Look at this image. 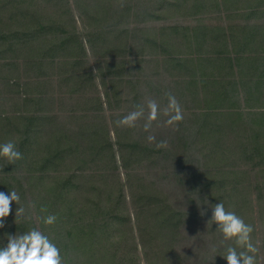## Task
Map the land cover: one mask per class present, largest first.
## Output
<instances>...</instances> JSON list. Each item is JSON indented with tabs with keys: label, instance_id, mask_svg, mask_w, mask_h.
Segmentation results:
<instances>
[{
	"label": "trees",
	"instance_id": "1",
	"mask_svg": "<svg viewBox=\"0 0 264 264\" xmlns=\"http://www.w3.org/2000/svg\"><path fill=\"white\" fill-rule=\"evenodd\" d=\"M139 7L140 0H0V143L15 141L23 155L13 165L0 158V191H17L38 213L20 219L21 229L5 219L0 246L30 222L68 264H227L212 259L211 247H223L207 222L223 201L254 226L264 264V0H172L177 13L233 10L245 20L184 33L160 26L159 36L182 38L177 49L153 33L131 43L141 35L129 24L161 19L159 7ZM138 46L162 56L154 62L167 82L184 73L161 85L184 113L171 129L163 115L150 132L143 120L115 125L143 104L126 67L142 70L144 52L131 54ZM150 134L167 147L149 143ZM49 214L57 220L45 226L40 218Z\"/></svg>",
	"mask_w": 264,
	"mask_h": 264
},
{
	"label": "clouds",
	"instance_id": "2",
	"mask_svg": "<svg viewBox=\"0 0 264 264\" xmlns=\"http://www.w3.org/2000/svg\"><path fill=\"white\" fill-rule=\"evenodd\" d=\"M166 97L167 104L163 108L156 99H148L145 104L136 105L134 110L115 121V125L135 128L137 122L143 120V131L150 132L153 122L163 115L166 117L163 126H177L184 119L183 109L174 94L166 93ZM147 141L156 143L155 135H148ZM156 146L166 148L167 141H159ZM0 158L6 160L7 164L13 165L21 160L23 155L15 141L7 140L0 143ZM13 202L19 205L20 195L17 191L12 190L8 194L0 191V228L4 227L5 218L12 213ZM211 208L212 214L207 222L217 226L216 231L221 236L223 247L222 254H215L217 253L216 245L211 247L214 253L213 261L219 255L227 261V264H261L259 242L254 243L252 239L254 226L246 223L235 210L226 209L223 201H219ZM16 219H27L23 206L16 208ZM40 219L45 226H51L56 223L57 216L49 214ZM0 264H65V260L61 249L53 239L39 228L33 227L26 232L7 235L6 245L0 246Z\"/></svg>",
	"mask_w": 264,
	"mask_h": 264
},
{
	"label": "rangeland",
	"instance_id": "3",
	"mask_svg": "<svg viewBox=\"0 0 264 264\" xmlns=\"http://www.w3.org/2000/svg\"><path fill=\"white\" fill-rule=\"evenodd\" d=\"M141 1V7L139 8H143V9H155L157 7H159L158 9V13L161 16L160 21L156 20V19H149V21L145 24H140V23H132L129 24V26L127 27L128 30L132 29V31H135L137 34H140L141 36L139 37H132L131 38V43L132 40L135 39L136 41L142 42L143 40L146 39H151L149 38V35H143L144 33L146 34H152L155 36V41L159 42L158 40H164L166 39V41L168 42V44L172 45L173 48L177 49V47H181V41L182 38H175L173 35H167L166 36H159L157 34L156 31H158V28L160 26H178L181 27L182 33L186 32L185 30H183V27L186 28H194L196 26H200L203 24V26H210V25H215L216 23L220 22L221 24H223L226 27L228 26H242L245 24V20L243 19L242 14H238V15H232L233 10L230 12L224 11L222 13H216L215 11H211L209 13L204 12L201 13L200 16H189V12L185 11V13H177L175 10L171 9L170 3L172 0H165L167 3L165 4V2L163 0H152L150 2V4L148 6L143 5L142 6V2H146L147 0H140ZM170 2V3H169ZM241 4V2H240ZM133 7H138V6H133ZM220 14V15H219ZM139 27V28H138ZM134 29V30H133ZM180 30V31H181ZM156 32V33H154ZM146 51V54L144 56V53ZM134 52L138 53H143V55H141V63H136L137 65H139L140 67L142 66V70L141 71H136V70H129L130 66H132L131 63L127 64V68L129 71V77L130 76V71L132 73V78H136V80H138L139 82V86L135 88V92L138 91L139 92V96H141L142 98V103L145 104L146 101L148 99H156L157 102L160 104L161 108H163L165 106V98L164 96H166V93L168 92L163 86H169V85H173L174 83L172 81L174 80H179L181 79L182 75L184 73H179L178 77L177 74L173 75V78H169L171 80V82H167L166 78L163 76L164 72L163 70H161V65L159 64V66H155L156 62H159L160 60H163L162 56H159V53L157 52V50H150V49H145L141 46L137 47V50L135 49L134 51L131 52V54H133ZM137 59V58H136ZM138 60V59H137ZM156 61V62H154ZM135 82L136 80L133 79ZM176 80V81H177ZM150 86V87H149ZM151 88H153V91H149ZM161 89V90H160ZM158 90H160V92H162V94L160 96H156V93ZM126 93H130L129 95L132 96V94L134 93V90L132 91V89H126ZM136 94V93H135ZM163 97V98H162ZM142 104V105H143ZM127 105H124V108H126ZM134 106H130V108H132ZM186 114V113H185ZM141 124L143 125V121H141ZM169 129H171V127H168ZM20 205H15V207L12 208V213L6 217L5 219H7L9 222H13V224H15L16 228L21 229L22 226L17 223L20 222V219H16L15 220V210L17 207L19 206H23L25 208V216L27 217V219H23V220H30V219H35L38 217V213L35 211L34 207L30 205V208H26L25 207V202L21 201L19 203ZM29 224H26V229H24L26 231L29 230V228L32 227V225L30 224V222H28ZM10 226V225H8ZM19 234L22 233L21 231H16L12 234ZM208 243V239H205V243ZM67 256L64 257V259L66 260ZM81 259V257H79ZM85 258V257H84ZM65 264H68L67 262H65ZM71 264V263H69Z\"/></svg>",
	"mask_w": 264,
	"mask_h": 264
}]
</instances>
